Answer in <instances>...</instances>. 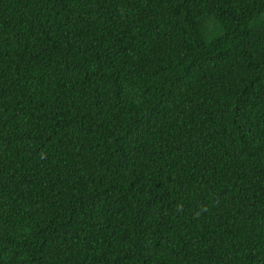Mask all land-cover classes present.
Returning a JSON list of instances; mask_svg holds the SVG:
<instances>
[{"label": "trees", "instance_id": "1", "mask_svg": "<svg viewBox=\"0 0 264 264\" xmlns=\"http://www.w3.org/2000/svg\"><path fill=\"white\" fill-rule=\"evenodd\" d=\"M0 264H264V0H0Z\"/></svg>", "mask_w": 264, "mask_h": 264}]
</instances>
